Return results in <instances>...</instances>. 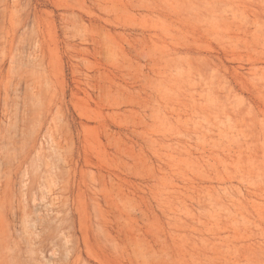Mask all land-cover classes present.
Listing matches in <instances>:
<instances>
[{
  "label": "rangeland",
  "instance_id": "1",
  "mask_svg": "<svg viewBox=\"0 0 264 264\" xmlns=\"http://www.w3.org/2000/svg\"><path fill=\"white\" fill-rule=\"evenodd\" d=\"M0 264H264V0H0Z\"/></svg>",
  "mask_w": 264,
  "mask_h": 264
}]
</instances>
